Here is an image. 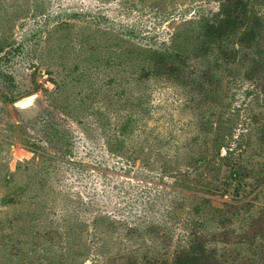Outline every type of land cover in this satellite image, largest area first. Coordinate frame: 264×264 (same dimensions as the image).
<instances>
[{"label": "rangeland", "instance_id": "obj_1", "mask_svg": "<svg viewBox=\"0 0 264 264\" xmlns=\"http://www.w3.org/2000/svg\"><path fill=\"white\" fill-rule=\"evenodd\" d=\"M247 4L257 35L230 38L225 57L196 53L216 0H0L16 87L8 103L0 83V264L159 262L193 221L223 264H261L264 240L245 235L264 223V0ZM149 49L185 55L184 78L142 77ZM127 121L120 153L108 142ZM217 139L251 171L239 188L224 168L207 172L221 167Z\"/></svg>", "mask_w": 264, "mask_h": 264}, {"label": "trees", "instance_id": "obj_2", "mask_svg": "<svg viewBox=\"0 0 264 264\" xmlns=\"http://www.w3.org/2000/svg\"><path fill=\"white\" fill-rule=\"evenodd\" d=\"M219 2L218 11L213 13L209 18H203L199 23V38L201 40L200 45L198 46L196 53L197 55H206L209 51L212 50L213 46L216 47V50L219 54L229 57L225 50V42L230 38L237 36L239 34L240 41H251L257 35L256 29L258 22L250 23L249 19V10L247 0H216ZM19 49H16V52ZM3 52V48L0 45V53ZM144 55L145 61L141 66L142 77H164L166 79L173 80H182L185 76V66L187 59L182 53L171 54L164 50H142L141 56ZM1 61L8 62L7 55H0V83L5 86L8 91L9 96L4 97V102L13 103L14 98H9L15 87L14 77L3 70L1 66ZM34 72L37 68L33 66ZM264 71V68H262ZM33 72V73H34ZM261 74V73H260ZM208 77V74L204 71L201 73V78ZM258 86L264 91V73L257 76ZM202 84V83H200ZM39 85L37 83L32 84L31 92L34 93L38 90ZM130 121H127L124 125L121 126L120 132L118 134H113L110 137L111 146H114L115 151L123 153L126 149L127 138L129 135ZM24 145H28L32 148H37L34 144L23 141L21 142ZM216 153L221 163V167L218 168L212 166L210 163L205 165L207 172L217 173L220 168H224L228 171L229 183H236L238 188L240 185H243L245 180L252 176L251 171L247 170L246 167L239 161H235L232 157L233 150L230 149L227 143L216 140ZM226 149L225 156L220 157V150ZM35 152V150H32ZM201 159V163H202ZM46 169V168H45ZM50 176L48 175L47 178ZM46 178L42 181L43 187L47 185ZM211 194H214L210 190ZM21 197L18 194H10L3 198L5 204H17L19 203ZM53 211V210H52ZM54 212V211H53ZM264 217V216H263ZM103 221H108L111 227L114 226L115 220H111L109 216H102ZM110 219V220H109ZM191 232L188 235L187 241L185 242L184 247L176 249L172 256L169 258H164L159 262H154L147 260L145 264H223L221 258L217 255L214 249L207 248V240L203 232L201 231L202 224L198 221H193L190 225ZM155 229V228H154ZM58 237L57 230H49L44 232V236L48 237L50 240L54 236ZM230 236L232 239H236L238 236L230 232H223L217 234L215 237L223 238ZM257 236H260L264 240V223L263 227L256 231L253 229L251 232L245 235L249 239H255ZM59 237L64 241L65 239L69 240V230L66 229V232L59 234ZM74 247H76L74 245ZM264 249V248H263ZM67 254V253H66ZM65 254L61 255V260L57 261V264H76L65 259ZM261 264H264V250L261 253L260 257Z\"/></svg>", "mask_w": 264, "mask_h": 264}, {"label": "water", "instance_id": "obj_3", "mask_svg": "<svg viewBox=\"0 0 264 264\" xmlns=\"http://www.w3.org/2000/svg\"><path fill=\"white\" fill-rule=\"evenodd\" d=\"M34 96H28L24 99L19 100L16 105L19 107H24L27 106L31 103V101L33 100Z\"/></svg>", "mask_w": 264, "mask_h": 264}]
</instances>
